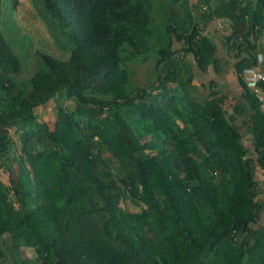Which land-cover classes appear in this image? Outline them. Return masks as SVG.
Wrapping results in <instances>:
<instances>
[{
  "label": "trees",
  "instance_id": "1",
  "mask_svg": "<svg viewBox=\"0 0 264 264\" xmlns=\"http://www.w3.org/2000/svg\"><path fill=\"white\" fill-rule=\"evenodd\" d=\"M176 1L41 0L70 50L36 53L30 74L0 28V264H264V108L241 76L264 50V0H197L149 66ZM216 16L234 24L250 147L215 82L199 96L193 81L218 70L201 27ZM51 98L54 127L38 119Z\"/></svg>",
  "mask_w": 264,
  "mask_h": 264
},
{
  "label": "rangeland",
  "instance_id": "2",
  "mask_svg": "<svg viewBox=\"0 0 264 264\" xmlns=\"http://www.w3.org/2000/svg\"><path fill=\"white\" fill-rule=\"evenodd\" d=\"M155 1V0H154ZM178 5V10L168 13L165 10L160 11L154 20V36L150 40V46L145 51V62L152 66L158 56V47L165 42V28L169 22H176V17L180 14L179 18H182L185 25L189 19L187 0L173 2ZM10 0L0 1V28L3 30L6 37L12 43V45L20 53L22 60V73L30 74L36 67H40L42 62L36 57L38 52H49L56 56L66 58L69 55L70 43L58 32L53 30L50 26V20L48 15L44 12V6L41 0H18V2L11 7ZM173 16L175 18H173ZM176 19V20H175ZM188 22V21H187ZM208 44L209 50L215 45L212 39L209 37ZM198 69L193 68V72H197ZM212 74V70H208L206 77ZM196 81V80H195ZM201 96V95H199ZM68 106L72 107L73 104L70 100L65 102ZM42 111V116L38 119L44 118L48 121L50 127H54L56 120V101L54 99L48 100L43 105L38 107ZM260 184L264 185V175L260 169L257 171ZM1 177L7 180L6 173H1ZM16 213H20L19 207L16 201H13ZM24 254H28L30 257L34 256V251L28 247L22 249Z\"/></svg>",
  "mask_w": 264,
  "mask_h": 264
},
{
  "label": "crops",
  "instance_id": "3",
  "mask_svg": "<svg viewBox=\"0 0 264 264\" xmlns=\"http://www.w3.org/2000/svg\"><path fill=\"white\" fill-rule=\"evenodd\" d=\"M183 1V0H178ZM189 7L193 12H195L196 15L200 12V7L205 6H198L192 5V3H197V0H187ZM169 5V4H168ZM176 8L173 7V9L176 11L178 10V5H175ZM165 11H167V8H164ZM180 14H178V19L180 17ZM234 25V24H233ZM232 20L228 16H216L213 19L207 21V23L203 24L201 26L204 31V33L208 34V36L212 39L213 43H215V55L216 58L219 60L218 70L215 71L214 67H210L208 70H212V74L208 77H206V73L202 71L194 72V83L198 85V94L206 95L208 92H210L214 87L217 86L219 89L218 93L214 95L219 101H222L224 105H231L230 112H233V104L235 101H243V98L241 96L242 93V86L240 83V77L236 73V67L235 62L236 58L233 55V52L227 48L225 43L223 42V37L227 32H230L232 29ZM264 54V50H263ZM263 70V69H262ZM264 71V70H263ZM212 79L215 82L214 87L209 83V80ZM196 80V81H195ZM249 111L248 108H243V111H236L235 114V121L241 125V129L245 133L244 135V142L249 145V134L246 131L247 130V124L246 122H249Z\"/></svg>",
  "mask_w": 264,
  "mask_h": 264
},
{
  "label": "built area",
  "instance_id": "4",
  "mask_svg": "<svg viewBox=\"0 0 264 264\" xmlns=\"http://www.w3.org/2000/svg\"><path fill=\"white\" fill-rule=\"evenodd\" d=\"M256 58L260 63L263 59V52L258 51L256 53ZM258 64L254 66L244 67L241 71V76L244 79L246 85L256 93L257 97L261 101L262 107L264 108V93L259 90L257 84L259 80H264V71L259 67Z\"/></svg>",
  "mask_w": 264,
  "mask_h": 264
}]
</instances>
